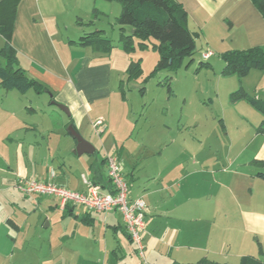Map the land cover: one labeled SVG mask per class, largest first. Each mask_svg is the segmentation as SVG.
<instances>
[{
    "label": "crops",
    "instance_id": "1",
    "mask_svg": "<svg viewBox=\"0 0 264 264\" xmlns=\"http://www.w3.org/2000/svg\"><path fill=\"white\" fill-rule=\"evenodd\" d=\"M175 2L187 13L188 23H200L203 33L207 30L205 40L209 43H214L212 36L228 32V50L255 47L264 50V19L250 0ZM15 9L11 45L18 66L28 77L45 85L51 96L32 90L20 94L0 87V264H31L27 249L32 246L37 253L36 264H101L93 255L96 243L88 249L90 257L85 255L82 262L65 259L60 253L62 246L55 250L56 246L48 244L36 229L30 239L32 246L20 248L23 229L15 220L20 200L16 194L24 195L14 188L19 178H25L53 182L83 193L86 188L81 176H84L97 183L101 192L108 193L106 166L99 161L113 155L120 159L121 172L128 181L127 197L141 198L146 205L140 235L144 259L147 256L148 262L122 260L125 254L121 253V240L134 255L136 251L125 236L119 213L97 214L76 206L66 215L55 198L24 197L34 201L49 199L52 201L49 208L59 209L62 219L71 218L87 228L93 229L102 221L117 242L110 253L108 247L101 253L105 256L103 264H196L204 259L217 264H232L231 261L238 264L241 257H256L258 247L264 249V181L256 177L258 172L250 173L251 183L242 193L235 180L238 175L233 167L235 159L231 161L229 154L231 142L220 136L202 138L191 141L189 144L196 148H189L184 137L180 144L173 139L165 141L168 132L152 137L130 135L129 140L123 135L132 121L130 116L122 115L120 85L123 88L121 80L126 77L130 61L137 58L124 53L118 44L109 54L75 45L83 34L93 30L103 31L108 37L101 19L108 20L111 38L114 37L119 5L103 0H21ZM94 10L98 15L88 26ZM121 31L131 34L127 27ZM248 76L262 81L264 87L263 73L250 71ZM116 79L121 84L116 85ZM55 104L66 107L68 115L64 113L62 118L55 114ZM97 118L103 119L101 135H106L99 140L103 158L87 164L81 161L84 154L75 153L76 141L68 132L61 136V129L73 128L89 143L91 136L84 121L92 128V121ZM123 129L126 131L122 133ZM256 134L261 143L249 165L261 169L264 137ZM221 145L227 148L222 151ZM67 151L78 159L64 158ZM85 169L88 176L83 174ZM76 208L82 209L80 215L74 214ZM84 218L87 224L82 221ZM8 220L15 226H10ZM77 232H71L68 238L73 240Z\"/></svg>",
    "mask_w": 264,
    "mask_h": 264
},
{
    "label": "rangeland",
    "instance_id": "2",
    "mask_svg": "<svg viewBox=\"0 0 264 264\" xmlns=\"http://www.w3.org/2000/svg\"><path fill=\"white\" fill-rule=\"evenodd\" d=\"M100 23L104 24L107 36L112 40L111 44L117 46L116 43L119 39L117 27L114 30L116 31L114 37L111 38V27L108 20L101 19ZM200 26V23H188L187 27L192 34L197 35L195 37V50L190 58L184 59V62L179 66L180 68L175 72L164 70L152 74L158 55L150 47L142 50L137 48L132 52L131 56H135L137 59L140 58L141 76L133 81H126L127 77L121 80L123 85L122 94L124 95L121 98L124 108L122 115L130 116L132 121V126L126 132L127 134L123 133L126 131L125 129L122 130V133L129 140L130 135L133 138L137 135H151L152 137L154 134L159 133L160 136V133L166 135L168 132L165 141L173 139L176 144H180L181 137H184L186 143L189 144L191 141H200L202 138L214 139L220 136L222 139L231 142L229 154H231V161L235 159L233 167L236 168L235 170L238 173L235 180H237L238 186H241L240 188H242L244 194L251 183L249 174L264 173V165L261 169L249 165L256 156L261 143L256 133L262 123L264 127V118L243 100L233 101L230 95L241 88L251 97L263 98V82L248 75L247 78L245 76L241 81L235 75L222 76L223 62L220 59V54L230 51L228 50L230 48L228 32L218 36L215 35V38L212 36L211 39L214 40V43H209L205 40L207 30L203 33ZM233 31L231 30V33ZM3 45L4 41L0 38V47ZM206 51L213 53L208 62L202 59V54ZM200 63H207L209 66L199 68L198 64ZM0 66H4V62L1 60ZM118 81L116 79V85L120 83ZM117 98L119 99V96ZM60 106L67 109L63 105ZM53 110L55 114L60 115L62 118L65 117V114L58 108ZM84 122L88 135L91 136L89 143L97 151L94 155H83L81 161L88 164L93 162L95 158L97 160L103 158L99 140L106 135L98 137L93 128L89 126V123L86 120ZM68 128L63 129L62 127L60 135L65 136ZM189 148H196V146L189 144ZM224 148L227 147L220 146L222 151ZM63 156L71 161L78 159L71 151H67ZM86 172H88L87 169L83 174L87 175ZM30 180L38 181L36 179ZM16 196L20 200L16 208L19 214L15 217V220L20 225L19 227L23 229V242L19 245L20 248L32 246L30 239L34 234V229L39 231L48 244L56 246L55 250L62 246L63 249L60 253L65 259H79V262L84 260L85 255H90L88 249L95 243L96 248L92 249L93 255L101 261V264H103L105 257L104 254L101 256L104 249L108 247L107 250L110 253V250L117 246L111 230L106 228L102 221L97 222L93 229L87 228L71 218L62 219L63 213L59 209L49 208L48 204L52 202L49 199L34 201L30 197L18 194ZM81 210V208H76L74 214L80 215ZM7 218L12 219L10 216ZM48 224H50L49 228ZM73 231L77 232L78 235L70 240L68 237ZM120 242L121 253L125 254L122 260L135 263L143 262L137 253H135L136 255L132 253V249L124 240ZM33 244L36 245L35 242ZM27 250L28 261L31 264H36L34 262L37 259L35 248L32 246ZM143 260L148 262L149 259L145 256ZM231 262L236 264L235 261Z\"/></svg>",
    "mask_w": 264,
    "mask_h": 264
},
{
    "label": "trees",
    "instance_id": "3",
    "mask_svg": "<svg viewBox=\"0 0 264 264\" xmlns=\"http://www.w3.org/2000/svg\"><path fill=\"white\" fill-rule=\"evenodd\" d=\"M20 1L21 0H0V38L4 41V45L0 47V60L4 62V66H0V87L5 91H16L20 94H25L32 90L36 94L46 93L51 96V92L45 85L28 77L18 66V61L16 60L17 54L11 45V34L14 26L13 21H15L16 15L15 8H17ZM103 1L114 2L116 5L120 6V12L118 16L115 17V25L118 28L117 31L120 32L118 43L116 44L119 45L124 53L132 54L137 48L138 50H142L149 47L157 53L158 59L153 67L152 74L164 70L175 72L180 68L179 66L184 62V59L190 58L193 55L195 50V37L187 27V13L178 2H175V0ZM250 1L264 19V0ZM97 15L98 12L94 10L92 17L89 18L90 20L86 25H92ZM78 24H80V21H78ZM125 27L131 30V34L126 35L122 33L121 30ZM111 42L112 40L106 37L103 31L93 30L83 34L75 45L87 47L102 54H109L114 48ZM220 59L223 62L221 70L222 76L235 75V77L241 81L250 71H259L264 75V50L261 48L255 47L241 51H226L220 54ZM198 65L199 68L209 66L207 63H200ZM140 67V59L130 61L126 68V81H133L140 77ZM120 93L123 98L124 95L122 94L123 89L121 85ZM230 97L236 102L237 100H243V102L250 105L264 118V99L251 97L241 90V88H238ZM52 100L53 98L50 99V101ZM262 125L258 127L257 133L262 134L264 137V127ZM94 154L95 152L93 155ZM105 162L104 159H100L99 164L103 166ZM92 167L93 166L90 168ZM92 171H94V169H92ZM256 177L264 181L263 172H258ZM64 210L63 213L69 215L72 208L65 207ZM82 221L87 224L86 218L82 219ZM7 223L12 227L15 226L12 221L8 220ZM171 264L181 263L172 262ZM196 264L217 263L204 259ZM238 264H264V249L258 247V254L256 257H241Z\"/></svg>",
    "mask_w": 264,
    "mask_h": 264
},
{
    "label": "built area",
    "instance_id": "4",
    "mask_svg": "<svg viewBox=\"0 0 264 264\" xmlns=\"http://www.w3.org/2000/svg\"><path fill=\"white\" fill-rule=\"evenodd\" d=\"M212 56V53L205 52L202 59L205 61ZM103 119L98 118L92 121V128L99 137L103 133ZM106 166V177L109 182L110 192H101L99 186L82 176L83 186L86 191L83 193L74 192L56 183L40 182L25 178H19L15 188L24 196L52 197L58 200L61 209L65 207L82 206L87 211L97 214L117 212L120 214L124 224L126 236L134 245L137 255L143 261L144 245L140 235L144 225L146 205L141 198L129 200V184L121 172V161L117 156H107L104 159ZM144 262V261H143Z\"/></svg>",
    "mask_w": 264,
    "mask_h": 264
},
{
    "label": "water",
    "instance_id": "5",
    "mask_svg": "<svg viewBox=\"0 0 264 264\" xmlns=\"http://www.w3.org/2000/svg\"><path fill=\"white\" fill-rule=\"evenodd\" d=\"M194 37H196V36H194ZM55 106H56V108L61 110L63 113L68 115V111L65 110V108H63L62 106L57 105V104H55ZM68 133L76 141L77 145L75 147V153L77 156H81L83 154L84 155L85 154L92 155L94 153V150H95L94 147H92V145L90 143H88L80 135H78V133L73 128H69Z\"/></svg>",
    "mask_w": 264,
    "mask_h": 264
}]
</instances>
